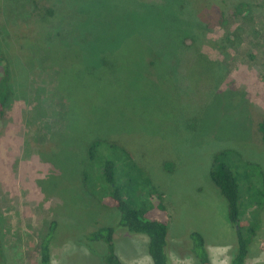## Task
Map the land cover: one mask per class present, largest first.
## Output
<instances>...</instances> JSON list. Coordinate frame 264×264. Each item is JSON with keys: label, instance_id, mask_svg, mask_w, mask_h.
I'll return each instance as SVG.
<instances>
[{"label": "rangeland", "instance_id": "rangeland-1", "mask_svg": "<svg viewBox=\"0 0 264 264\" xmlns=\"http://www.w3.org/2000/svg\"><path fill=\"white\" fill-rule=\"evenodd\" d=\"M218 1L0 0L3 264H38L52 221L51 264H104L107 244L87 238L110 226L123 262H151L148 236L119 226L120 210L82 182L85 146L107 134L164 194L172 264H200L192 231L212 264H232L237 230L210 175L232 150L246 263L264 264V204L253 199L264 187V0H250L225 48Z\"/></svg>", "mask_w": 264, "mask_h": 264}, {"label": "trees", "instance_id": "trees-1", "mask_svg": "<svg viewBox=\"0 0 264 264\" xmlns=\"http://www.w3.org/2000/svg\"><path fill=\"white\" fill-rule=\"evenodd\" d=\"M250 2V0L218 1L223 7L217 8L219 13L217 22L220 27L225 28L224 41L219 47L225 48L228 42L234 41L239 34V22L251 19L253 7ZM191 10L194 11L193 7ZM190 36L193 37L192 30L184 36L182 43L185 44ZM156 59V56L154 59L148 58L151 66ZM5 98L6 95H0V100L5 102ZM259 128L264 140V123H261ZM232 153L233 151L229 149L219 152L215 156L210 175L228 200L229 218L237 230L238 246L233 252L232 264H247L250 237L244 234L245 225L240 219L243 201L238 178L229 162ZM81 163L83 184L92 187V193L99 197L104 205L120 210L118 225L129 232L148 236L147 250L152 264H172L166 251L169 243L170 215L162 201L164 194L135 162L133 153L120 142L119 137H111L107 134L106 137L97 136L90 140L85 146V157ZM253 199L258 204L256 209L263 206L264 187L259 189L258 200ZM52 222L48 226L47 233L42 237L38 264L52 262L53 232L56 227V222ZM249 228L252 232L256 230L251 228V225ZM115 229L114 226L97 229L88 235L87 240L103 241L107 244L109 250L104 257V264H127L116 254ZM190 238L188 246L192 256L200 264H212L204 235L199 231H192ZM0 264H3L2 256Z\"/></svg>", "mask_w": 264, "mask_h": 264}, {"label": "crops", "instance_id": "crops-1", "mask_svg": "<svg viewBox=\"0 0 264 264\" xmlns=\"http://www.w3.org/2000/svg\"><path fill=\"white\" fill-rule=\"evenodd\" d=\"M149 264H152V259H151V262Z\"/></svg>", "mask_w": 264, "mask_h": 264}]
</instances>
